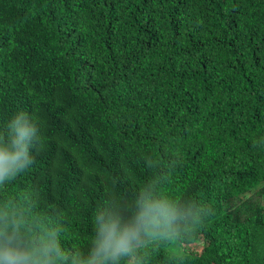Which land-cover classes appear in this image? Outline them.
<instances>
[{"label": "trees", "instance_id": "trees-1", "mask_svg": "<svg viewBox=\"0 0 264 264\" xmlns=\"http://www.w3.org/2000/svg\"><path fill=\"white\" fill-rule=\"evenodd\" d=\"M20 109L47 143L13 190L66 246L159 177L204 223L153 264H264V206L234 207L264 194V0H0V122Z\"/></svg>", "mask_w": 264, "mask_h": 264}, {"label": "clouds", "instance_id": "clouds-1", "mask_svg": "<svg viewBox=\"0 0 264 264\" xmlns=\"http://www.w3.org/2000/svg\"><path fill=\"white\" fill-rule=\"evenodd\" d=\"M45 129L23 109L0 122V264H153L158 241L183 245L203 225L195 203L169 195L157 177L130 201L112 196L98 206L85 248L66 246L62 223L40 212L31 193L13 190L45 150Z\"/></svg>", "mask_w": 264, "mask_h": 264}, {"label": "rangeland", "instance_id": "rangeland-1", "mask_svg": "<svg viewBox=\"0 0 264 264\" xmlns=\"http://www.w3.org/2000/svg\"><path fill=\"white\" fill-rule=\"evenodd\" d=\"M261 189H257L254 192L250 193L247 196L240 198L234 202V207H250L255 206L256 204H260L264 206V194L260 193ZM203 241H199L196 245L192 247V251L201 252L202 251Z\"/></svg>", "mask_w": 264, "mask_h": 264}]
</instances>
